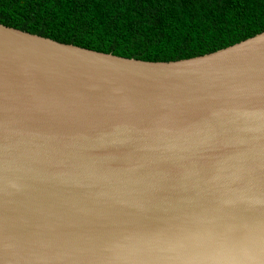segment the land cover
I'll return each instance as SVG.
<instances>
[{
    "label": "water",
    "instance_id": "obj_1",
    "mask_svg": "<svg viewBox=\"0 0 264 264\" xmlns=\"http://www.w3.org/2000/svg\"><path fill=\"white\" fill-rule=\"evenodd\" d=\"M0 264H264V32L159 63L0 24Z\"/></svg>",
    "mask_w": 264,
    "mask_h": 264
},
{
    "label": "trees",
    "instance_id": "obj_2",
    "mask_svg": "<svg viewBox=\"0 0 264 264\" xmlns=\"http://www.w3.org/2000/svg\"><path fill=\"white\" fill-rule=\"evenodd\" d=\"M0 24L145 62L192 59L264 32V0H0Z\"/></svg>",
    "mask_w": 264,
    "mask_h": 264
}]
</instances>
